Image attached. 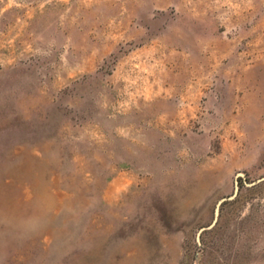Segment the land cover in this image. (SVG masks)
Returning a JSON list of instances; mask_svg holds the SVG:
<instances>
[{"label":"rangeland","instance_id":"rangeland-1","mask_svg":"<svg viewBox=\"0 0 264 264\" xmlns=\"http://www.w3.org/2000/svg\"><path fill=\"white\" fill-rule=\"evenodd\" d=\"M262 176L264 0H0V264H264Z\"/></svg>","mask_w":264,"mask_h":264},{"label":"water","instance_id":"water-1","mask_svg":"<svg viewBox=\"0 0 264 264\" xmlns=\"http://www.w3.org/2000/svg\"><path fill=\"white\" fill-rule=\"evenodd\" d=\"M237 175L242 176L241 173H237ZM262 180H264V176H262V177L256 179L255 181H251V182H246V181L243 180V183H244V185L249 186V185H253V184H255L256 182H259V181H262ZM235 193H236V183H235V187H234V190H233V193L231 194V196L220 198V199L217 201V205H219V204H220L221 202H223L224 200H227V199L232 198V197L235 195ZM216 218H217V213L215 212L214 215H213V219L211 220V222H210L207 226L199 228L198 231H197L196 236L198 237V235H199V233H200L201 231H203V230H205V229H208V228L212 227V226L214 225L215 221H216Z\"/></svg>","mask_w":264,"mask_h":264}]
</instances>
